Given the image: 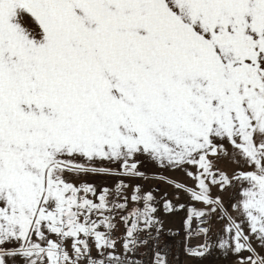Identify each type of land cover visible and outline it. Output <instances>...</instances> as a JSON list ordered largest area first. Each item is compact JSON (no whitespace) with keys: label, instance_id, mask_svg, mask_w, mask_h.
<instances>
[{"label":"snow or ice","instance_id":"1","mask_svg":"<svg viewBox=\"0 0 264 264\" xmlns=\"http://www.w3.org/2000/svg\"><path fill=\"white\" fill-rule=\"evenodd\" d=\"M145 163L264 264V0H0V264H170Z\"/></svg>","mask_w":264,"mask_h":264},{"label":"rangeland","instance_id":"2","mask_svg":"<svg viewBox=\"0 0 264 264\" xmlns=\"http://www.w3.org/2000/svg\"><path fill=\"white\" fill-rule=\"evenodd\" d=\"M222 169L227 170V171H231L233 168V164L228 161V160H224L220 163L219 165ZM148 176L147 180H137V181H133L134 184H140L144 191L147 192L149 190H153V189H157V191H154L153 195L155 196V206L158 208V214H157V218H160L162 220H164L165 218H170L174 215V211H168L166 212L164 209V203L165 200L163 199L164 197H169L172 196L173 194H175L172 197H176V201H177V196L181 197V199H185V201H188V197L187 195L181 194V193H177L174 189V187L169 186L167 183L165 182H158L156 177L157 176H163L165 178H171L175 181H180L188 186H191L192 181L189 180L182 172L179 171H165V170H161V169H157L153 166H151L148 163H145L143 169ZM125 179V182H127L126 178H122ZM89 182H93L96 184H103V186L109 187V188H114L115 184L112 180H107V181H103L101 179H96V180H90ZM213 193L214 194H219V195H225L223 193H217L216 189H213ZM127 194L130 196L132 194V189L129 188L127 190ZM170 199V198H169ZM189 202V201H188ZM225 203H228L227 200V196L225 195ZM185 204V203H184ZM192 206V204H191ZM129 207L131 208V202L129 203ZM189 207V206H186ZM197 208L202 207V205H196ZM222 221H220L219 219L215 220L214 222V229H213V234H212V238L209 240L210 244H214L213 248L210 251V254H206L207 258L211 259L217 255L218 253H223V254H229L228 252H225L223 249L219 248V241L216 240V234L219 233L220 227H221ZM167 228H170V230H174L175 226L171 223H168ZM163 228H166V226L163 225ZM124 231H122L123 234ZM259 250V249H258ZM247 255V254H246Z\"/></svg>","mask_w":264,"mask_h":264},{"label":"built area","instance_id":"3","mask_svg":"<svg viewBox=\"0 0 264 264\" xmlns=\"http://www.w3.org/2000/svg\"><path fill=\"white\" fill-rule=\"evenodd\" d=\"M199 227H204L200 224ZM124 231V225L118 224V231L116 233L117 238ZM196 229H193L191 235L187 234V230L181 234L176 233L168 229H163V236L161 243L167 242V251L170 264H184L186 259L190 257L187 249H197L204 244L203 236L195 234ZM143 251V249H142Z\"/></svg>","mask_w":264,"mask_h":264},{"label":"crops","instance_id":"4","mask_svg":"<svg viewBox=\"0 0 264 264\" xmlns=\"http://www.w3.org/2000/svg\"><path fill=\"white\" fill-rule=\"evenodd\" d=\"M174 195L175 194H173L172 196ZM172 196L167 197V201L172 202L176 205V211H174L175 212L174 215L170 217L169 219L168 218H165L164 220L160 218L158 219L162 221V224L164 226H166V228H163V229L170 230V228H167L168 227L167 225L168 223H171L175 226V229L171 231H175L176 233L181 234L184 231H186L183 222H184V219L186 218L187 212H186V209H180L179 205L185 203L186 206L191 207V203L188 201H185V199H181V197H179V200L176 201V197H172ZM217 255H219V257L215 256L211 259L207 258V256H205L202 259L190 256L188 259H186L184 264H236V259L247 257V255L244 254L243 257H238L234 259L233 255L231 254L225 255L223 253H218V252H217Z\"/></svg>","mask_w":264,"mask_h":264}]
</instances>
